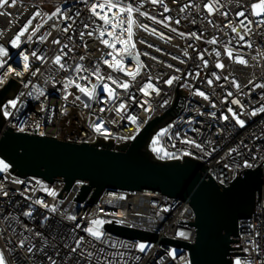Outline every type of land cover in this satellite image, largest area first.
Masks as SVG:
<instances>
[{"label": "built area", "instance_id": "1", "mask_svg": "<svg viewBox=\"0 0 264 264\" xmlns=\"http://www.w3.org/2000/svg\"><path fill=\"white\" fill-rule=\"evenodd\" d=\"M100 2L103 0H16L14 7L5 5L0 8V12L5 13L0 15V44L9 53L7 57H0L7 61L0 74L6 72L8 67L22 72L21 76L14 73L8 75L6 82L0 86L1 90L10 80L20 85L14 97L18 98L17 107L7 109L10 116L3 115L4 129L11 128L17 133L78 145L102 140L112 142L116 147L132 142L147 124L171 110L172 120L153 136L156 144L167 153L166 157L160 158L152 151L157 158H193L206 167L204 177L209 173L220 185H228L239 176V171L255 169L261 163L260 167L264 169V113L250 115L264 106V87H256L264 85V25L255 23L264 17L250 15V6L257 0H219V4L214 6L219 10L213 13L205 8L211 0H163V4H153L150 0H121V5L131 3L156 21H162L157 23L134 12L136 23L147 25L149 31L133 26L135 47L130 48L128 53L123 52V44L107 35L111 31L127 39V32L121 35V29L105 26L90 11L93 3ZM163 5H167L169 11L166 12ZM182 7L184 11H181ZM57 8L61 10L60 14L47 19ZM117 11L113 9L107 14L111 17ZM239 11H245L247 21L252 23L245 21L246 27L242 26L241 21L245 18L236 16ZM36 12L41 15L33 20L28 32L21 37L19 47L13 48L10 41ZM223 12L228 13L227 17L221 15ZM177 20L179 23H176ZM41 24L43 27L28 42L27 36ZM85 24L89 27L85 28ZM69 25L71 28L68 32L62 31ZM230 25L237 28V33L231 31ZM123 28H127L126 23ZM152 29H155V34ZM101 31H105L103 39L116 43L115 49L101 43ZM81 32L85 33L83 39ZM87 32H93V35L88 36ZM47 33L51 35L41 42L39 37ZM192 33L200 38L197 39ZM240 35L244 36L243 40H240ZM55 39H59L60 44H53ZM212 39L217 43L207 42ZM249 43L251 47H248ZM64 44L68 45L63 49L67 55L62 57L61 63L66 67L60 69L52 61L60 54ZM226 49L232 52L231 58ZM33 51L44 56L45 61L31 56ZM217 51L220 52L219 57L215 54ZM24 55L29 56L30 67L27 71L23 69ZM113 55L126 72L136 73L139 65V74L135 79L126 72L109 67ZM200 55L208 62L207 66L199 58ZM238 58L247 63H239ZM217 63H222L224 67L217 68ZM78 65L85 70L76 72ZM97 65L100 76L104 77L102 80L92 75ZM37 69L39 72L33 76ZM213 73L220 79L217 80ZM109 75L118 83H128L129 88L125 90L112 84L107 80ZM173 77L178 79L168 85L166 81ZM210 79L213 81L211 85L208 84ZM69 81L72 83L69 84ZM105 83L114 89L115 99L110 100L103 91ZM76 84L89 92L96 85L94 95L89 97L81 93ZM147 84L153 85V88H148L145 95L140 89ZM235 84L240 87L237 88ZM36 88L41 89L44 95L40 96ZM197 91L204 92L209 99L196 95ZM28 92H32V95H27ZM229 92L232 96L227 95ZM21 93L24 95L21 96ZM66 95L67 100L64 99ZM232 100H239L240 104H233ZM121 103L125 105L124 109H119ZM229 108L245 121L244 127L236 123ZM224 116L229 119L224 120ZM129 117H136V120L132 121ZM96 127L100 128L99 132L95 130ZM20 128L24 131L21 132ZM185 140L201 144L203 151L184 143ZM185 152L190 155H185ZM245 163L251 164V167H245ZM16 179L23 183H13ZM0 183L3 184V191L8 193L7 196L0 194V250L4 251L7 264H50L49 256L57 264H98V261L104 264L105 257L108 261L115 258V264H191L186 249L124 238L104 228L107 221H111L108 224L115 221L114 225L193 244L194 228L177 224L180 219L194 222V213L187 201L141 192L107 191L96 203L91 204L88 200L78 202L77 196L85 183L77 181L70 190H66L63 180L49 183L36 177L21 178L10 172V166L7 172H0ZM49 191H54L56 195H49ZM37 200L43 201V204L36 203ZM52 208L56 211H52ZM29 212L30 216L25 215ZM73 215L77 219L69 220L68 217ZM93 219L105 221L100 228L104 235L99 241L83 231L92 226ZM36 232L48 240L47 245L35 235ZM179 232H184L187 238L179 236ZM238 235L243 254L233 256V264L237 259L241 260V264H264V199L260 200V205L256 204L251 218L239 222ZM25 236L29 239L21 248L19 242ZM79 237L84 238L82 248L85 254L82 256L79 250L70 253V248L64 246L69 244L74 247ZM140 243L149 244L150 247L140 252L136 247ZM125 244L129 247L122 246ZM33 245V251L29 253L27 247ZM87 252H92L93 257L89 258Z\"/></svg>", "mask_w": 264, "mask_h": 264}, {"label": "water", "instance_id": "2", "mask_svg": "<svg viewBox=\"0 0 264 264\" xmlns=\"http://www.w3.org/2000/svg\"><path fill=\"white\" fill-rule=\"evenodd\" d=\"M20 85L10 80L0 90V106L14 99ZM172 120L171 110L147 124L130 143L113 146L112 142L94 144L59 142L4 129L0 109V158L16 176L41 178L49 183L60 179L65 189L81 181L84 186L78 202L96 203L107 191L141 192L178 198L189 203L194 222L180 219L177 224L194 228L193 244L159 234L124 226L105 224L118 236L186 249L191 264H233L240 256V221L252 217L255 206L264 199V169L239 171L228 185L217 184L199 161L161 160L150 149L153 136ZM115 149V150H114Z\"/></svg>", "mask_w": 264, "mask_h": 264}, {"label": "snow or ice", "instance_id": "3", "mask_svg": "<svg viewBox=\"0 0 264 264\" xmlns=\"http://www.w3.org/2000/svg\"><path fill=\"white\" fill-rule=\"evenodd\" d=\"M151 3L153 4H157V3H160V4H163V0H150ZM16 4V0H0V8H4L5 5H7L8 7H14ZM216 4H219V0H211V2H209L208 4L205 5V8L207 9V11L209 13H213L214 10L218 11L219 9L218 8H215L214 9V6ZM164 6V10L167 12L169 11L167 5H163ZM251 13L250 15L254 16V17H258V18H261V17H264V0H257V2H254L251 4ZM97 9H99L100 11H97ZM105 9H107V12H105ZM113 9H118L117 12H113L112 13V16L109 17V15L107 14L108 12H112ZM184 7L181 8V11H184ZM90 11L92 12V14L94 16H96L99 20L103 21V24L105 26H111L112 29H121V35L123 34V32H127V39H122L120 36H116L114 35L113 32L109 31L107 32V35L109 37H111L114 41L116 42H119L121 44L124 45V49H123V52L124 53H128L129 49L130 48H134L135 47V43L133 42V26H137V27H142L145 31H149L148 29V26L147 25H138L136 23V21L133 19V13L134 12H138L141 16H146L148 19H151L153 20L154 22H157V23H162V21H156L154 17H151L149 16L147 13L145 12H142L140 11V7H133V5L131 3L127 4V5H121V0H115V2H113V0H103V2H100V3H93L90 7ZM61 12V10L59 8L56 9L55 12H53L51 15H49L47 17V19H52L54 16H57L59 15ZM101 13H104V14H101ZM5 13H2L0 12V15H3ZM79 12L76 13L77 16H79ZM126 14V16H125ZM41 13L40 12H36L28 21L27 23L23 26V28L20 30V32L10 41V44L13 48H16V47H19V41L21 40V37L25 35L26 32H28L29 30V26L32 25L33 23V20H35L38 16H40ZM221 15H224L225 17H227L228 13L226 12H223L221 13ZM236 16L237 17H244L245 20L244 21H241V25L246 27V24H245V21H247V17L245 16V11H239L238 13H236ZM64 19H70V17H62ZM46 22V21H45ZM248 23H252V21H247ZM127 24V28L124 29L123 28V25L124 24ZM176 23H179V21L177 20ZM211 23V22H210ZM255 23L259 24V25H264V18L262 19H258L255 21ZM165 27H168L167 24L164 25ZM43 27V25H37L32 31L31 33L27 36V41L28 42H31L32 41V38L33 36L36 35V33L40 30V28ZM85 28H88L89 25L88 24H85L84 25ZM231 31L233 33H237V28L235 26H231ZM71 28V25H69L68 27L62 29V31L64 32H68L69 29ZM173 32L176 31V29H171ZM106 31V30H105ZM105 31H101L100 34H99V37L101 38V43H103L107 48L109 49H115L116 47V43H110L109 40L107 39H103V37L105 36ZM153 34H155V29H152L151 30ZM247 31L248 32H251V29L250 28H247ZM0 35H2V33H0ZM51 33H47L45 35H41L39 37V40L41 42H44L47 40L48 36H50ZM85 33L84 32H81L80 33V37L81 39H83ZM87 35L88 36H92L93 35V32H87ZM181 36H183L184 34L183 33H180ZM192 35L194 37H196L197 39H199L200 37L196 36L195 33H192ZM161 38H163L161 36ZM240 40H243L244 39V36L243 35H240ZM69 39H71V37H69ZM209 44H215L217 43V41L215 39H212V40H209L207 41ZM53 44H60V40L59 39H55L52 41ZM141 43H144V41H141ZM149 47H152V45H148ZM68 45L67 44H64L61 46V51H60V54L56 55L52 61V63L56 64L59 66L60 69H64L66 66L65 64L61 63V60H62V57L63 56H66L67 53H65L63 51L64 48H67ZM86 47V45H85ZM248 47H251V44L249 43L248 44ZM69 51H71V49H69ZM157 51H159V49H157ZM227 55L229 56V58L232 57V52L230 50H227ZM217 57L220 56V52H216L215 53ZM9 55L8 53V50L5 48L4 45L0 44V57H7ZM109 55H112V53H109ZM139 54L137 53V56ZM145 55H147V53H145ZM185 56L188 55L187 52L184 53ZM31 56L35 57L37 60H40L42 62L45 61V57L42 56V55H37V52L36 51H33L31 53ZM203 62H204V65L207 66V61H204L203 60V55H200L199 57ZM81 60L84 59L83 56L80 57ZM112 59H113V62L109 65V67L113 68L114 70L118 69L119 71L121 72H126V69L121 65V62L119 60H117L116 56L113 55L112 56ZM153 59H155V57H153ZM173 59H175V57H173ZM105 63H108L107 61H104ZM238 62L241 63V64H246L247 62L242 59V58H238ZM7 64V61L4 60V59H0V69H4L5 68V65ZM217 68H220L222 69L224 67V65L222 63H217L215 65ZM30 65H29V56L28 55H24L23 56V69L24 71H27L29 69ZM169 67H171V65H169ZM85 69H83V66L82 65H78L75 69L76 72H81V71H84ZM39 72V69H37L36 71H34L32 73L33 76L37 75V73ZM15 74L16 76H21L22 75V72H18V71H15L13 68L11 67H8L6 72L0 74V86H2L5 82H6V78L8 75L10 74ZM127 75L131 76L133 79H135V76L139 74V65L137 67V72L136 73H131V72H126ZM92 75L96 76L98 79H104V77L100 76L99 74V66L97 65L95 70L92 72ZM213 75L215 76V78L217 80L220 79L219 76H216L215 73H213ZM82 78H85L86 77H82ZM174 79H178V77H173V78H170L166 81V83L168 85H171L173 83V80ZM225 79H227V77H225ZM107 80L111 81L112 84H115L117 85V87H122L123 89L127 90L129 88V84L128 83H118V81L116 79H113V77L111 75H109L107 77ZM72 83V81H69V84ZM213 83V81L210 79L208 80V84L211 85ZM235 83V82H233ZM251 83V82H250ZM68 85H65V87H67ZM77 89H79V91L81 93H84L85 95H88L89 97H92L95 93V89H96V85H93V90L91 92L88 91V89H86L85 87H82L80 84H76L75 85ZM235 86L237 88H239V84H235ZM256 87H264V85H256ZM148 88H153V85L151 84H147L145 85L144 88H141L140 90L142 92H144L145 95H147V89ZM36 91L39 93L40 96H43L44 95V92L39 89V88H36ZM103 91L106 92L108 94V97L110 100L112 99H115L116 96H115V92H114V89H112L111 87H109V85L107 83H105L103 85ZM158 91V90H157ZM196 95H199L201 97H203L205 100H208L209 99V96L206 95L204 92L202 91H197L195 93ZM21 96L24 95V93H21L20 94ZM27 95L31 96L32 95V92H28ZM228 96H232V93L229 92L227 93ZM38 98V97H37ZM67 95L64 97L65 100H67ZM77 100L80 99L79 96L76 97ZM17 103H18V98L17 99H12L10 101L7 102L6 105H3V106H0V109L3 110V115L5 117H8L11 115V113L7 110L9 107L12 108V109H15L17 107ZM232 103L233 104H240V101L239 100H232ZM85 107H88L87 104L84 105ZM213 107H215V105H213ZM125 108V105L123 103H121L119 105V109H124ZM228 111L232 114V117L235 118L236 120V123L240 126V127H244L245 126V121L243 119H240L239 116L237 115L236 112L233 111L232 108H229ZM257 112H260V113H264V106H261L259 109L257 110H254L250 113V115L252 116H255L257 115ZM130 120L132 121H135L136 120V117H129ZM224 120H228L229 117L228 116H224L223 117ZM21 132L24 131L23 128H20L19 129ZM96 131H100V128L99 127H96L95 129ZM165 132L167 131V129L164 130ZM161 135H163V133H161ZM184 143H189V144H192L194 147H196L197 149H200L201 151H203V148L201 146V144L199 143H196V141L194 140H185L183 141ZM153 143H156V141L154 140ZM235 151V149L233 150ZM185 155H190V153L188 152H185L184 153ZM210 155V153H208ZM245 167H251V164H248V163H245ZM9 169V165L7 163H5L3 160H0V172H7ZM13 183H17V184H21L23 183V181H20L18 179L16 180H13ZM37 183H39V181H37ZM47 191V189H46ZM0 194L4 195V196H7L8 193L3 191V184L0 183ZM49 195H52V196H55L56 193L54 191H49ZM123 197H121L122 199ZM36 203H40V204H43V201L41 200H37ZM45 208L48 207V205H44ZM52 211H56L55 208H52L51 209ZM165 211H167V209H165ZM25 215H31V213H25ZM69 220H72V221H75L77 218L76 216H69L68 217ZM108 223H111V221H107ZM118 223L120 221H117ZM105 223L104 220L102 219H93L91 220V225L90 227H87V228H84L83 231L88 233L89 235H91L92 237H94L96 240H101L102 237H103V232L100 230L101 226ZM77 227H79V225H77ZM73 231H75V229H73ZM35 235L37 237H40L41 239H43V242L45 245L48 244V240L47 239H44L42 234L40 232H36ZM179 236L181 237H184V238H187L186 237V234L184 232H179L178 233ZM29 238L27 236H25L22 240H20L19 242V246L21 248H24L25 247V241L28 240ZM84 243V238L83 237H79L78 239L75 240V246L72 247L70 246L69 244H65L64 246L66 248H70V253H77L78 250H79V254L82 256L85 254L83 248H82V245ZM123 247H129V245H122ZM138 248V250L140 252H144L148 247V245L144 244V243H140L139 245L136 246ZM33 248H34V245L33 246H29L27 247V251L29 253H32L33 251ZM258 250V249H257ZM101 252H103V249L100 250ZM87 256L89 258H92L93 257V253L92 252H87L86 253ZM56 255L58 256L59 253L57 252ZM121 257L123 256V254L121 253L120 254ZM174 255V253H173ZM70 258V256H69ZM137 259H139L137 257ZM48 260L50 262V264H57V261L55 259H53L51 256L48 257ZM0 264H7V260H6V257H5V254H4V251L3 250H0ZM98 264H99V261H98ZM104 264H115V258H113V261H108L107 260V257L104 258ZM235 264H241V260L240 259H237L235 261Z\"/></svg>", "mask_w": 264, "mask_h": 264}, {"label": "rangeland", "instance_id": "4", "mask_svg": "<svg viewBox=\"0 0 264 264\" xmlns=\"http://www.w3.org/2000/svg\"><path fill=\"white\" fill-rule=\"evenodd\" d=\"M154 140L156 141L155 137L153 138L152 143H151V150L160 158L166 157L167 153L159 145H157L156 143H153ZM0 160H2V159L0 158ZM146 245L149 246V244H146Z\"/></svg>", "mask_w": 264, "mask_h": 264}]
</instances>
